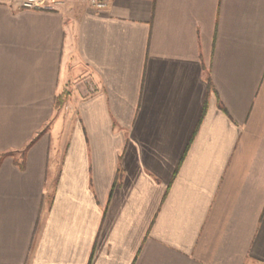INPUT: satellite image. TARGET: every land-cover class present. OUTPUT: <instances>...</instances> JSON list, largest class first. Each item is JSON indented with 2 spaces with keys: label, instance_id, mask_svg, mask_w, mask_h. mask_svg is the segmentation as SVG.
<instances>
[{
  "label": "crops",
  "instance_id": "obj_1",
  "mask_svg": "<svg viewBox=\"0 0 264 264\" xmlns=\"http://www.w3.org/2000/svg\"><path fill=\"white\" fill-rule=\"evenodd\" d=\"M22 1L0 0V264H264V0Z\"/></svg>",
  "mask_w": 264,
  "mask_h": 264
},
{
  "label": "built area",
  "instance_id": "obj_2",
  "mask_svg": "<svg viewBox=\"0 0 264 264\" xmlns=\"http://www.w3.org/2000/svg\"><path fill=\"white\" fill-rule=\"evenodd\" d=\"M64 0H23L21 7L34 10L55 9ZM88 4L97 10H101L107 6V0H88Z\"/></svg>",
  "mask_w": 264,
  "mask_h": 264
},
{
  "label": "trees",
  "instance_id": "obj_3",
  "mask_svg": "<svg viewBox=\"0 0 264 264\" xmlns=\"http://www.w3.org/2000/svg\"><path fill=\"white\" fill-rule=\"evenodd\" d=\"M63 101H64V98L62 97V95L59 96L58 99H57L56 105L57 106H61Z\"/></svg>",
  "mask_w": 264,
  "mask_h": 264
},
{
  "label": "rangeland",
  "instance_id": "obj_4",
  "mask_svg": "<svg viewBox=\"0 0 264 264\" xmlns=\"http://www.w3.org/2000/svg\"><path fill=\"white\" fill-rule=\"evenodd\" d=\"M62 105H63V103H62ZM66 122H68L67 124H69V122L70 121H72L71 119H68V118H66V119H64Z\"/></svg>",
  "mask_w": 264,
  "mask_h": 264
}]
</instances>
